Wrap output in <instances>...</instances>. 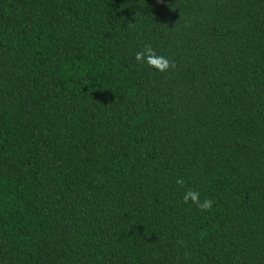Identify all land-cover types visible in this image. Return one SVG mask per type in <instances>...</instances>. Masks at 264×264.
Returning <instances> with one entry per match:
<instances>
[{
	"label": "trees",
	"instance_id": "trees-1",
	"mask_svg": "<svg viewBox=\"0 0 264 264\" xmlns=\"http://www.w3.org/2000/svg\"><path fill=\"white\" fill-rule=\"evenodd\" d=\"M0 264H264V0H0Z\"/></svg>",
	"mask_w": 264,
	"mask_h": 264
},
{
	"label": "clouds",
	"instance_id": "clouds-1",
	"mask_svg": "<svg viewBox=\"0 0 264 264\" xmlns=\"http://www.w3.org/2000/svg\"><path fill=\"white\" fill-rule=\"evenodd\" d=\"M135 59L138 63H146L149 67L154 68L162 73L167 72L175 67L174 63L168 58L164 56H158L151 44H146L142 51L137 52ZM177 183L182 187L184 185L182 180H177ZM183 202L185 204H194L201 212L210 211L214 203L212 200L207 198L201 201L199 191L192 188H189L185 192L183 196Z\"/></svg>",
	"mask_w": 264,
	"mask_h": 264
}]
</instances>
